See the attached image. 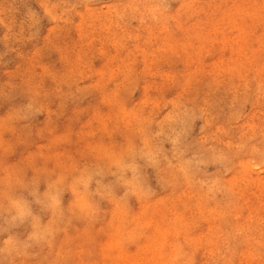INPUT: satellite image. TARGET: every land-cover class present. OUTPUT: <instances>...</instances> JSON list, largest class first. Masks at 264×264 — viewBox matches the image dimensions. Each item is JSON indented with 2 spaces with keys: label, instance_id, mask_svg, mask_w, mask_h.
Wrapping results in <instances>:
<instances>
[{
  "label": "rangeland",
  "instance_id": "rangeland-1",
  "mask_svg": "<svg viewBox=\"0 0 264 264\" xmlns=\"http://www.w3.org/2000/svg\"><path fill=\"white\" fill-rule=\"evenodd\" d=\"M0 264H264V0H0Z\"/></svg>",
  "mask_w": 264,
  "mask_h": 264
},
{
  "label": "bare ground",
  "instance_id": "bare-ground-1",
  "mask_svg": "<svg viewBox=\"0 0 264 264\" xmlns=\"http://www.w3.org/2000/svg\"><path fill=\"white\" fill-rule=\"evenodd\" d=\"M211 251V250H210ZM252 257V256H251ZM245 259V258H244Z\"/></svg>",
  "mask_w": 264,
  "mask_h": 264
}]
</instances>
